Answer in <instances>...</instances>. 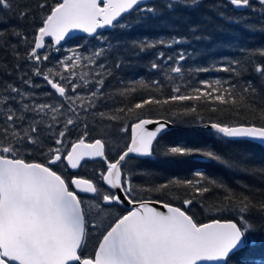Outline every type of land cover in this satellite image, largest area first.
<instances>
[{"label":"snow or ice","instance_id":"6c2138e0","mask_svg":"<svg viewBox=\"0 0 264 264\" xmlns=\"http://www.w3.org/2000/svg\"><path fill=\"white\" fill-rule=\"evenodd\" d=\"M227 4L235 9L259 12L264 19V0H227ZM200 5L201 0H161L159 5L151 6L146 0H56L52 4L49 0H38L35 6L27 5L15 15L20 22L31 18V38L16 28L11 32V39L6 40L5 29H0V49L18 61L14 66L18 83L0 81V264H264V236H256L257 225L253 219L257 214L264 219V202L254 204L247 196L238 198L226 189L225 204L212 207L217 212L227 211L235 218L204 223L187 214L194 199H184L182 210L163 201L134 197L137 189L133 187L131 175L123 171V165L130 154L152 156L153 143L166 132L167 122L138 119L131 124L130 140L117 152L114 161L108 159L105 151L109 135L129 131L128 126L107 130L110 125L105 122L121 119L116 113L127 115L146 105L202 98L237 106V112L243 108L255 114L253 120L244 123H211L209 127L224 140L259 141L264 145V107L255 106L257 89L264 90V65L257 64L254 68L255 84L249 79L238 88L237 84L217 79L199 81L200 86L196 87L187 82H174V78L183 81L181 61L187 59L185 53L174 58L159 52L157 59L163 67L153 62L151 68L164 73L171 84V94L159 98L149 96L127 111L108 106L112 93L106 89V81L112 76L113 68L121 67L118 59L114 64L108 60L110 56H119L121 45L114 46L98 30L131 28L134 25L128 17L133 14L143 23L158 18L161 9L175 12ZM16 6L14 0H0V12L12 13ZM77 31L98 41L99 46L93 45L90 52L88 49L81 52L80 47L68 48L67 55L53 59L52 53H60L62 42L73 39ZM182 42V38H173L171 43L145 38L132 41L130 47L144 52L158 45L171 48ZM21 45L28 46L23 57L19 51ZM259 55L264 56V50ZM21 58L30 66V74L19 63ZM230 63L233 66L216 70L236 75L246 71L243 67L237 71L234 65L240 61ZM5 74L13 76L12 72ZM33 77L41 78L54 90L40 94L52 98V102L38 97L34 89L42 85ZM138 84L160 93L167 87L161 79L150 84L141 79ZM135 91V88H125L119 95ZM237 96L240 105H237ZM260 99L264 103V97ZM190 111H195V107ZM257 118L259 124L254 122ZM90 121L100 126V138L86 142L90 128L94 127ZM153 123L157 125L155 129L147 130L146 126ZM81 127L82 135L75 141L69 140L70 131ZM37 155L43 162L33 159ZM165 155H201L221 160L212 150L183 146H170ZM96 158L106 164V172H98V183L76 175L66 178L65 173ZM195 175L204 178L203 173ZM169 184L194 188L199 196L210 191L201 186V180H173L155 189L142 190L163 191ZM154 203L166 211L158 210ZM125 205L131 206L125 214H116V209H123ZM90 243L93 251L85 255Z\"/></svg>","mask_w":264,"mask_h":264},{"label":"trees","instance_id":"16d2710c","mask_svg":"<svg viewBox=\"0 0 264 264\" xmlns=\"http://www.w3.org/2000/svg\"><path fill=\"white\" fill-rule=\"evenodd\" d=\"M56 0H49L55 3ZM38 0H14L12 13L0 12V29H5L4 38L11 39L13 29H21L29 38L33 34V23L31 18L20 22L15 18L27 5L35 6ZM161 0H154L148 5H159ZM160 16L155 19H148L140 23L135 19V15L128 19L133 23L131 28H113L102 32L105 37L121 45L119 56H110L108 63L114 64L117 59L121 62L120 68H113L112 76L106 81V89L112 93V99L108 101L111 109L133 107L135 103L149 96L170 95L171 84L162 71L153 70V62L161 63L157 59V53L164 52L165 56H178L183 52L187 59L181 61L184 69L183 81L174 78L175 83L187 82L199 87V81H215L220 79L229 81L232 84L243 85L247 80L257 83L254 68L257 64L264 65V56L259 52L264 50V19L260 18L259 12L249 9L237 10L234 6L227 4V0H201V5L195 9L179 8L175 12L165 9L160 10ZM222 13V15H221ZM193 29H195L193 31ZM199 37V39H197ZM83 38V39H77ZM147 38L149 41L163 40L171 43L173 38H182L184 42L173 44L171 48L163 45L138 52L130 47L132 41H139ZM98 43L90 37L77 36L70 40L65 47H80L81 52L85 49L92 51V46ZM62 48L60 53H52V58L67 55L66 48ZM28 46L21 45L19 51L21 57L26 53ZM231 61H240L234 65L237 71L241 67L246 71L239 75L230 72L218 71L224 66H233ZM18 61L8 53L0 49V81L18 83L15 65ZM24 66L25 71H29L30 66L26 65L23 59L19 61ZM48 62H45L47 64ZM44 65H42L43 67ZM51 66V65H49ZM163 67V64H162ZM201 68L211 69L210 71H197ZM6 72H12L13 76H7ZM169 75H171L169 73ZM143 79L150 84L152 80L161 79L167 85L163 93L154 88H144L138 84ZM33 80L42 85L39 89H34L38 97L42 100L52 102V98L42 97L44 91H53L50 86L39 77ZM24 87L23 85H21ZM228 84H224L227 87ZM125 88H135V92H129L126 96H120L119 91ZM189 92L191 89L188 90ZM264 97V90L257 89V99L255 106L259 109L264 107L261 99ZM252 102V98H247ZM241 101L237 96V105ZM195 107V111H190ZM121 119L105 122L112 128L128 126L127 133H117L107 137L108 153L114 159L117 152L128 143L130 139V126L138 119L144 118H164L176 125V127L165 132L154 145L153 154L147 159L138 160L132 157L131 180L134 188L143 200H156L169 203L177 207H182L184 199H194L187 214L193 216L199 222H208L211 219L228 220L234 219V215L229 212H217L212 206L220 207L225 204L224 197L226 189L230 190L236 197L247 196L254 204L264 202V146L259 143L250 142H228L219 134L212 130H207L204 125L207 123L234 124L244 123L246 120H253L254 113L241 108L237 112V106L221 105L219 102L200 101H175L164 105H146L143 109H137L125 115L116 113ZM259 124V119L254 120ZM94 127L90 128L86 141H93L100 138L99 125L90 121ZM83 133V128L70 131L68 139L75 141ZM170 146H183L188 148H201L212 150L217 153L221 160H214L201 155L192 156H166L165 152ZM36 162H43L40 156H34ZM134 160V161H133ZM101 171V170H100ZM196 172L203 173V179L195 175ZM72 173H65L66 178ZM79 176L99 182L98 174L93 178L89 173L82 170ZM201 180V186L208 187L210 191L203 196L195 193L194 188L169 184L163 191H143L142 189H155L161 184H168L169 181ZM215 181L216 183H211ZM216 185H224L223 188ZM257 225L256 236H264V219L257 214L253 217Z\"/></svg>","mask_w":264,"mask_h":264},{"label":"flooded vegetation","instance_id":"af4514ba","mask_svg":"<svg viewBox=\"0 0 264 264\" xmlns=\"http://www.w3.org/2000/svg\"><path fill=\"white\" fill-rule=\"evenodd\" d=\"M110 152L108 153V150H107L106 155L108 156L109 160L114 161L117 158V156L113 159L112 156L110 155ZM136 159L141 160L140 158H136ZM130 161H131V159L129 158L127 160V162L124 163V165H123V171L126 173H129V174L131 173V170H130L131 165L129 164ZM79 169L82 170V172H84V173H89V175L93 178L94 176H96L98 174V172H100V170L106 172V164L100 158L94 159V160H87V162L84 164V166L79 168ZM132 184L134 186L135 183L132 182ZM104 188H107V185H104ZM133 195L137 200H143L142 197L138 196V194H133ZM127 209H128V207H126V206L123 209L117 208L116 214H118V215L125 214ZM92 251H93V244L90 243L87 251L85 252V255L90 254Z\"/></svg>","mask_w":264,"mask_h":264},{"label":"water","instance_id":"95a60500","mask_svg":"<svg viewBox=\"0 0 264 264\" xmlns=\"http://www.w3.org/2000/svg\"><path fill=\"white\" fill-rule=\"evenodd\" d=\"M151 0H146V3H148V2H150ZM106 30L107 29H110V28H105ZM103 29H101V30H98V31H102ZM76 36H87V34H85V33H82V32H75L74 33V36H73V38L74 37H76ZM46 39H50V38H46ZM67 42V41H66ZM66 42H62V44L64 45ZM151 120H153V121H159V122H161V123H164V122H167V130L166 131H168V130H170L172 127H173V124L172 123H170L169 121H166V120H163V119H151ZM211 123H209V124H207V128H210L209 127V125H210ZM157 125L155 124V123H153V124H150V125H147L146 126V128H147V130H154L155 129V127H156ZM159 138V137H158ZM157 138V139H158ZM157 141V140H156ZM156 141H154V143H153V146H154V144H155V142ZM253 142H257V143H259V141H253ZM260 144V143H259ZM264 146V145H263ZM130 156H134V157H140V156H136L135 154H130ZM140 158H146V157H140ZM97 159V158H96ZM79 169H77V170H71V171H73V172H77ZM80 178V177H79ZM148 201H154V200H148ZM155 202V201H154ZM126 207H128V208H130L131 206L130 205H125ZM153 206L154 207H156L158 210H161V211H166V209H163L162 207H161V205L159 204V203H154L153 204ZM174 206V205H173ZM177 207V206H176ZM183 210V209H182Z\"/></svg>","mask_w":264,"mask_h":264},{"label":"rangeland","instance_id":"374dc122","mask_svg":"<svg viewBox=\"0 0 264 264\" xmlns=\"http://www.w3.org/2000/svg\"><path fill=\"white\" fill-rule=\"evenodd\" d=\"M95 45H96V46H99V44H98V43H95Z\"/></svg>","mask_w":264,"mask_h":264}]
</instances>
